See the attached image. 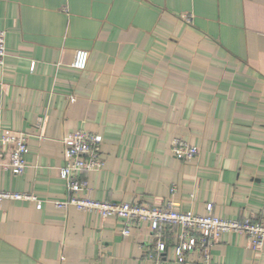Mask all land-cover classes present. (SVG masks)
Returning a JSON list of instances; mask_svg holds the SVG:
<instances>
[{"label": "crops", "instance_id": "0c3cea01", "mask_svg": "<svg viewBox=\"0 0 264 264\" xmlns=\"http://www.w3.org/2000/svg\"><path fill=\"white\" fill-rule=\"evenodd\" d=\"M0 29V128L25 132L29 149L22 174L0 170V191L42 200L0 199V264H173L176 226L152 258L147 222L122 236L121 218L54 206L75 130L102 138V167L83 174L94 200L264 217V0H0ZM176 137L198 154L175 158ZM210 255L264 264V240L222 233Z\"/></svg>", "mask_w": 264, "mask_h": 264}, {"label": "built area", "instance_id": "2783aa9c", "mask_svg": "<svg viewBox=\"0 0 264 264\" xmlns=\"http://www.w3.org/2000/svg\"><path fill=\"white\" fill-rule=\"evenodd\" d=\"M182 20L190 23L192 14H181ZM5 51V30L0 29V65L3 64ZM89 60V52L77 49L71 66L84 70ZM31 64L30 70L33 69ZM39 118L37 126H42ZM63 164L59 168V177L64 181L67 197L64 200H52L57 208L74 206L80 211L94 212L100 217L121 218L124 222L120 230L127 236L132 229L147 222L149 233L156 237L149 257H159L167 250V243L161 232L167 226L178 228L173 243V264H218L213 262L210 246L218 236L226 232L244 235L254 248L260 247L264 240V217L244 220L221 218L213 214L212 204H208L205 215L194 214L190 210H179L174 202L167 200L163 206H151L138 202L100 201L88 196V181L83 176L91 170H98L103 165L100 152L102 138L100 135L85 130H75L62 140ZM28 135L25 132L0 128V170H9L15 175L26 169L25 155L28 153ZM172 155L179 160H191L198 154V148L182 138H173L170 144ZM173 190V189H172ZM81 191L87 192L81 196ZM30 200L36 208H41L42 200L33 194L24 192L0 191V199Z\"/></svg>", "mask_w": 264, "mask_h": 264}]
</instances>
